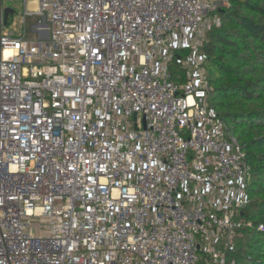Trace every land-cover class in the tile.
Wrapping results in <instances>:
<instances>
[{"label":"built area","instance_id":"1","mask_svg":"<svg viewBox=\"0 0 264 264\" xmlns=\"http://www.w3.org/2000/svg\"><path fill=\"white\" fill-rule=\"evenodd\" d=\"M23 3L17 33L0 8V264H237L252 170L201 51L230 0Z\"/></svg>","mask_w":264,"mask_h":264},{"label":"trees","instance_id":"2","mask_svg":"<svg viewBox=\"0 0 264 264\" xmlns=\"http://www.w3.org/2000/svg\"><path fill=\"white\" fill-rule=\"evenodd\" d=\"M203 44L210 107L227 123L251 166V203L237 238V264H264V0H230ZM173 66L174 81L179 77Z\"/></svg>","mask_w":264,"mask_h":264},{"label":"rangeland","instance_id":"3","mask_svg":"<svg viewBox=\"0 0 264 264\" xmlns=\"http://www.w3.org/2000/svg\"><path fill=\"white\" fill-rule=\"evenodd\" d=\"M8 7L14 9V14L8 17L4 29L13 30L17 33L20 28V19L24 12L23 0H1L0 8L5 11ZM36 22L33 18H28L27 20V37L30 39L36 38V32H34Z\"/></svg>","mask_w":264,"mask_h":264},{"label":"water","instance_id":"4","mask_svg":"<svg viewBox=\"0 0 264 264\" xmlns=\"http://www.w3.org/2000/svg\"><path fill=\"white\" fill-rule=\"evenodd\" d=\"M4 13H5V20L8 21L9 15L14 14V9L8 7L5 9Z\"/></svg>","mask_w":264,"mask_h":264},{"label":"flooded vegetation","instance_id":"5","mask_svg":"<svg viewBox=\"0 0 264 264\" xmlns=\"http://www.w3.org/2000/svg\"><path fill=\"white\" fill-rule=\"evenodd\" d=\"M10 16V15H9Z\"/></svg>","mask_w":264,"mask_h":264}]
</instances>
